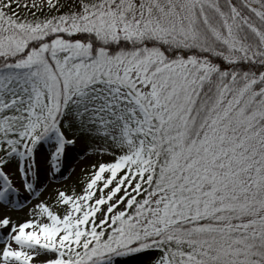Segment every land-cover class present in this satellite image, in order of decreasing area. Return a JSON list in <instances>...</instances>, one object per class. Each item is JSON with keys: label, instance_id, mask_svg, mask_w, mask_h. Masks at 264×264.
Here are the masks:
<instances>
[{"label": "snow or ice", "instance_id": "snow-or-ice-1", "mask_svg": "<svg viewBox=\"0 0 264 264\" xmlns=\"http://www.w3.org/2000/svg\"><path fill=\"white\" fill-rule=\"evenodd\" d=\"M0 264H264V0H0Z\"/></svg>", "mask_w": 264, "mask_h": 264}, {"label": "rangeland", "instance_id": "rangeland-1", "mask_svg": "<svg viewBox=\"0 0 264 264\" xmlns=\"http://www.w3.org/2000/svg\"><path fill=\"white\" fill-rule=\"evenodd\" d=\"M17 215H19V216H21V217H22V216H23V213H17Z\"/></svg>", "mask_w": 264, "mask_h": 264}, {"label": "trees", "instance_id": "trees-1", "mask_svg": "<svg viewBox=\"0 0 264 264\" xmlns=\"http://www.w3.org/2000/svg\"><path fill=\"white\" fill-rule=\"evenodd\" d=\"M21 2H23V0H21Z\"/></svg>", "mask_w": 264, "mask_h": 264}]
</instances>
